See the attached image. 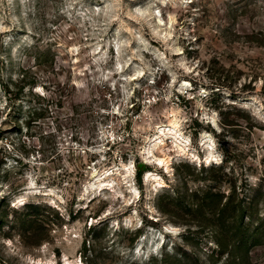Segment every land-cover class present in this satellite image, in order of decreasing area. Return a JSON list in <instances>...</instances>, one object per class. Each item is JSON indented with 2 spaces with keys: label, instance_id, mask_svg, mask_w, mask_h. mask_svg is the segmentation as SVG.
Masks as SVG:
<instances>
[{
  "label": "rangeland",
  "instance_id": "obj_1",
  "mask_svg": "<svg viewBox=\"0 0 264 264\" xmlns=\"http://www.w3.org/2000/svg\"><path fill=\"white\" fill-rule=\"evenodd\" d=\"M65 259L264 264V0H0V264Z\"/></svg>",
  "mask_w": 264,
  "mask_h": 264
},
{
  "label": "bare ground",
  "instance_id": "obj_2",
  "mask_svg": "<svg viewBox=\"0 0 264 264\" xmlns=\"http://www.w3.org/2000/svg\"><path fill=\"white\" fill-rule=\"evenodd\" d=\"M165 136L166 137L167 136H171L174 139V144L173 145L176 147V149H179L182 152H184L187 149L191 148L190 144H189L190 143V138L183 135V133H182V131L180 129V122H179V120L177 118L174 117V119L171 121V125H170L169 129L168 130L160 129L159 136L157 138H155V140L153 141V144H151V147H149L146 150L145 160H146L147 163H150V162L154 161V163L156 162L157 165L165 167L167 170H169L170 162H171L172 159L170 158L169 155H167L168 153L165 154L164 156H156V154L154 153V149L159 147V145H165ZM202 142L204 144H206V135L203 137ZM196 155L194 154V156H196ZM214 157H215V155H213V153H212L208 157V160L213 159ZM126 170H127V173H130L132 170H134V166L133 165L131 167L129 166V168L126 169ZM111 171H112V169L108 168V169H106L104 171L97 172V173L94 174V178H97L100 181L99 185H98L99 189H102V187H104L105 184L109 185L108 182L107 183H105V182L107 181L106 178L109 176ZM146 173H147L145 175V179L146 180H153L155 183L157 182L159 185H162L164 183L162 176L159 175L158 173H154V172H151V171H148ZM65 264H72V262H70L69 260L65 259Z\"/></svg>",
  "mask_w": 264,
  "mask_h": 264
}]
</instances>
